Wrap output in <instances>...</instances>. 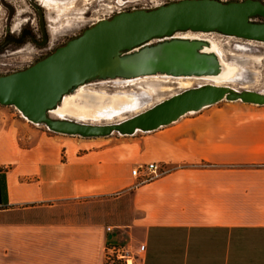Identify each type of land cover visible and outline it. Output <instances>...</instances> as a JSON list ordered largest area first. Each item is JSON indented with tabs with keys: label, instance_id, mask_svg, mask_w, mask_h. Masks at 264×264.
Wrapping results in <instances>:
<instances>
[{
	"label": "crops",
	"instance_id": "0c3cea01",
	"mask_svg": "<svg viewBox=\"0 0 264 264\" xmlns=\"http://www.w3.org/2000/svg\"><path fill=\"white\" fill-rule=\"evenodd\" d=\"M221 103L98 141L0 105V264H106L114 245H144L140 264H264V106ZM153 163L177 168L139 184ZM122 192L135 215L112 232L80 206Z\"/></svg>",
	"mask_w": 264,
	"mask_h": 264
},
{
	"label": "water",
	"instance_id": "95a60500",
	"mask_svg": "<svg viewBox=\"0 0 264 264\" xmlns=\"http://www.w3.org/2000/svg\"><path fill=\"white\" fill-rule=\"evenodd\" d=\"M264 3L244 0H179L153 10L122 12L69 40L31 67L0 77V105L14 107L26 120L50 132L85 139L150 133L223 101L264 106V92L212 84L190 88L121 122L92 125L54 119L66 95L96 80L149 76H218L222 64L204 51L209 43L178 36L218 33L264 43Z\"/></svg>",
	"mask_w": 264,
	"mask_h": 264
},
{
	"label": "rangeland",
	"instance_id": "374dc122",
	"mask_svg": "<svg viewBox=\"0 0 264 264\" xmlns=\"http://www.w3.org/2000/svg\"><path fill=\"white\" fill-rule=\"evenodd\" d=\"M176 1L179 0H50V6L46 8L39 0H0V43L6 35L18 36L24 28L37 30L40 23L38 11L44 15V24L46 25L49 39V43L45 48H38L31 41H28L20 47L9 46L6 50L2 51L0 56V77L31 67L54 52L58 47L78 37L83 31L93 27L101 20H108L122 12L153 10ZM218 1L228 3L244 0ZM260 1L264 3V0ZM255 22L264 23L260 19H256ZM185 35H190L193 38L198 35L204 39H212L219 45L225 62L230 65L234 73V79L225 85L232 86L234 89L240 91L245 88L251 91L264 92V43L249 42L218 33H211L210 35L205 33L200 35V33L195 34L189 32L181 33L178 36ZM151 81L135 82L131 85L124 80H96L85 84L80 90L83 88V90L85 89L84 91L89 92L91 90L92 92H98L108 97L125 94L138 98L140 103V110L138 108L137 110L124 112L122 113L123 115L121 114L111 118L109 121H95L92 123L99 125L114 124L120 119L131 118L144 112L159 102L171 97L165 94L161 99L158 98V101L157 97L153 98L146 94L144 89H146V86ZM204 83L203 81H196L192 88L204 85ZM182 91H178L175 94ZM89 99L90 97H88ZM84 102L85 99H79L77 103L83 104ZM227 103L236 102L224 101L221 104ZM236 104L249 105L240 101ZM68 118L81 120L71 116H68ZM121 137L127 136L113 134L105 138ZM64 138L75 141H98V138L85 139L67 135H64ZM157 165L160 171L158 176L177 168L176 166ZM84 202L80 206L86 210L87 217L91 218L92 221H103L105 230L109 226H113L114 223L124 227V223L135 215L131 205L130 194L123 192L108 197L87 198Z\"/></svg>",
	"mask_w": 264,
	"mask_h": 264
},
{
	"label": "bare ground",
	"instance_id": "6f19581e",
	"mask_svg": "<svg viewBox=\"0 0 264 264\" xmlns=\"http://www.w3.org/2000/svg\"><path fill=\"white\" fill-rule=\"evenodd\" d=\"M39 1H41L42 2L41 4H43L46 8L50 6V0H39ZM202 34L205 33H200V35ZM189 36L185 35L180 37L199 39L209 43V45L204 48V51L208 53L216 54L222 64V72L218 76L203 77V78H194V77L174 78L169 76L156 75V76L141 77L136 79L124 80V81L132 85L135 82L152 80L153 82L151 81V83H148L146 89H144V92L153 98L157 97V99L158 98L161 99L165 94L172 96L175 95V93L178 91L190 89L193 87L196 81H203L205 82L204 85L212 84L216 86H227L233 88L232 86L225 85L226 83L234 79V73L230 65L225 62L219 45L212 39H206V38L204 39L198 35H196V37L194 38ZM121 80L122 79L108 80V81H121ZM83 86H80L74 93L70 95H66L62 103L59 105V107L50 113V116L57 119L71 120L79 123L99 125V124H93L92 122L104 121V120L109 121L111 118L117 117L124 112L137 110L140 106L139 100L136 97L125 94L114 97H108L106 95L99 94L98 92H92L91 90H89V92L84 91L85 89L83 90V88L80 90V88ZM243 90H247V89L243 88ZM88 97H90L89 100ZM79 99L81 100L85 99V102L83 104L77 103ZM68 116L81 120L69 119ZM125 119L126 118L120 119L117 122H121Z\"/></svg>",
	"mask_w": 264,
	"mask_h": 264
},
{
	"label": "built area",
	"instance_id": "2783aa9c",
	"mask_svg": "<svg viewBox=\"0 0 264 264\" xmlns=\"http://www.w3.org/2000/svg\"><path fill=\"white\" fill-rule=\"evenodd\" d=\"M159 172V166L153 163L143 167H135L134 170H132V175L136 177L139 184H143L158 177ZM107 231L112 232L113 229L108 227ZM144 251V245L140 246L136 253L130 252L123 246L114 245L108 247L106 264H140L139 260L144 254Z\"/></svg>",
	"mask_w": 264,
	"mask_h": 264
},
{
	"label": "flooded vegetation",
	"instance_id": "af4514ba",
	"mask_svg": "<svg viewBox=\"0 0 264 264\" xmlns=\"http://www.w3.org/2000/svg\"><path fill=\"white\" fill-rule=\"evenodd\" d=\"M38 13L40 16L38 29L31 30L30 28H24L18 36L6 35L0 43V56L1 52L6 50L9 46L20 47L28 41H31L38 48H45L49 43L48 32L46 25L44 24V15H42L40 11H38Z\"/></svg>",
	"mask_w": 264,
	"mask_h": 264
},
{
	"label": "trees",
	"instance_id": "16d2710c",
	"mask_svg": "<svg viewBox=\"0 0 264 264\" xmlns=\"http://www.w3.org/2000/svg\"><path fill=\"white\" fill-rule=\"evenodd\" d=\"M260 20L264 21V20H263V19H261V18H260ZM171 170H173V169H171Z\"/></svg>",
	"mask_w": 264,
	"mask_h": 264
}]
</instances>
